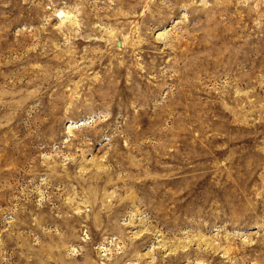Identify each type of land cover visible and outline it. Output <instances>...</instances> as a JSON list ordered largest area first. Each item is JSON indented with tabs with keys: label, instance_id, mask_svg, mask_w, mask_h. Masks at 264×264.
Wrapping results in <instances>:
<instances>
[{
	"label": "rangeland",
	"instance_id": "obj_1",
	"mask_svg": "<svg viewBox=\"0 0 264 264\" xmlns=\"http://www.w3.org/2000/svg\"><path fill=\"white\" fill-rule=\"evenodd\" d=\"M0 264H264V0H0Z\"/></svg>",
	"mask_w": 264,
	"mask_h": 264
}]
</instances>
